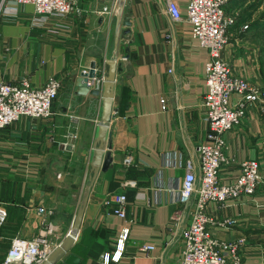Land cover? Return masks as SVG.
Returning a JSON list of instances; mask_svg holds the SVG:
<instances>
[{"label": "crops", "instance_id": "crops-1", "mask_svg": "<svg viewBox=\"0 0 264 264\" xmlns=\"http://www.w3.org/2000/svg\"><path fill=\"white\" fill-rule=\"evenodd\" d=\"M114 1L77 0L80 13L49 18L43 25L31 23L30 3L18 4L16 16L0 13V78L16 84L28 78L37 86L51 75L61 81L48 117L21 116L0 129V202L7 211L0 225V254L12 237L38 232L32 208L44 200L53 206L48 220L61 238L70 228L88 183L101 112L100 94L78 93L75 78L91 60L101 73L105 59L115 56L121 68L105 148L111 160L91 184L70 252L79 256L77 264H178L197 195L185 204L177 199L183 167H163L161 182L157 174L167 152L196 159L206 138L203 100L210 52L192 35L186 18H173L168 0H126L123 14L131 23L120 22L116 35L115 15L101 11ZM176 1L185 16L189 0ZM225 8L236 21L222 54L237 73L264 87V0H228ZM239 98L235 94L234 102ZM225 137L223 182L232 181L246 159L258 158L264 168V108L259 104L248 102L245 117ZM128 154L134 164L124 163ZM44 174L50 180L46 184ZM125 179L136 185L121 187ZM117 191L127 195L125 217L106 202ZM207 213L218 220L209 223L215 236L243 240L244 264H264V183L253 195L230 198L224 206L210 202ZM227 219L232 223L223 224ZM126 227L123 253L103 262L101 255L115 249ZM143 244L155 247L143 252Z\"/></svg>", "mask_w": 264, "mask_h": 264}, {"label": "built area", "instance_id": "built-area-1", "mask_svg": "<svg viewBox=\"0 0 264 264\" xmlns=\"http://www.w3.org/2000/svg\"><path fill=\"white\" fill-rule=\"evenodd\" d=\"M227 2L228 0H189L184 16L176 0L167 1L173 18H186L192 24V35L210 52L206 63L207 91L203 100L205 118L209 124L206 138L197 147L196 159L183 160L181 154L178 156L176 152H167L157 174V179L161 182L163 167H183L185 172L177 190V199L185 204L194 194L197 195L191 221L183 230L185 246L178 264H244L243 240L215 236L209 223L217 224L218 220L207 213V205L213 202L221 207L230 198L251 196L264 183L263 163L258 158L242 161L240 172L230 182H223L219 174L222 165L228 160L224 151L228 146L225 132L234 128L245 117L248 102L257 103L264 108V87L237 73L222 54L230 43V27L236 21L235 14L226 11ZM24 3L33 5L30 20L34 25H43L49 18L62 19L71 13L81 12L77 0H1L0 13L8 17L16 16L17 5ZM101 11L110 13L112 8L103 6ZM105 73L106 69L96 73L89 80L91 86L98 87ZM60 86V79L53 75L48 76L39 86L31 84L28 78L21 79L18 84L0 78V129L21 116L48 117L52 113V102ZM235 94L240 96L236 102L233 100ZM124 163L134 164V156L128 154ZM135 185L136 181L129 179L120 183L121 187ZM106 202L114 203L113 212L125 217V192L109 193ZM32 210L39 226L38 232L31 237H12L0 264H40L62 239L57 228L48 220L53 206L40 202ZM180 215L181 210L178 209L173 217L179 219ZM6 216V208L0 202V225ZM228 223H232V220L223 221L225 225ZM128 233L129 228H124L116 239L115 249L101 255L103 262L119 259L125 249ZM154 247V244H143L141 250L148 252Z\"/></svg>", "mask_w": 264, "mask_h": 264}, {"label": "water", "instance_id": "water-1", "mask_svg": "<svg viewBox=\"0 0 264 264\" xmlns=\"http://www.w3.org/2000/svg\"><path fill=\"white\" fill-rule=\"evenodd\" d=\"M125 3L126 0H115L112 7V14L115 15L116 20V35L119 33L120 22L126 25H130L131 23L129 17L123 14ZM123 31L126 33L129 29H124ZM105 64L107 65L106 73L98 87L91 86L89 83V80L97 73L95 61L93 60L90 61L88 68L86 70H80L75 78L78 93L100 94L101 100L100 118L96 124L91 148V158L89 162L90 173L88 175V183L85 185L84 192L80 198L70 228L40 264H77L79 262V256L70 252V249L75 241L81 223L91 184L98 171L107 169L109 161L111 160L110 154L106 152L105 148L109 135V119L114 97L115 79L121 66L120 63L117 62L115 56L106 58Z\"/></svg>", "mask_w": 264, "mask_h": 264}, {"label": "rangeland", "instance_id": "rangeland-1", "mask_svg": "<svg viewBox=\"0 0 264 264\" xmlns=\"http://www.w3.org/2000/svg\"><path fill=\"white\" fill-rule=\"evenodd\" d=\"M53 169H54V168H51L50 170L48 169V178H50V175H52L51 170H53ZM45 176H46V174H44V176L42 177V183H44V184H46L47 181H50V180H48ZM46 179H47V180H46ZM68 195H69V194H68ZM64 197H66V196H64ZM67 198H68V197H67ZM43 203H44V204H45V203L50 204L48 200H44ZM0 246H3V245L0 244ZM0 256H1V254H0Z\"/></svg>", "mask_w": 264, "mask_h": 264}, {"label": "trees", "instance_id": "trees-1", "mask_svg": "<svg viewBox=\"0 0 264 264\" xmlns=\"http://www.w3.org/2000/svg\"><path fill=\"white\" fill-rule=\"evenodd\" d=\"M3 258H4V253H2L0 256V262L3 260Z\"/></svg>", "mask_w": 264, "mask_h": 264}]
</instances>
